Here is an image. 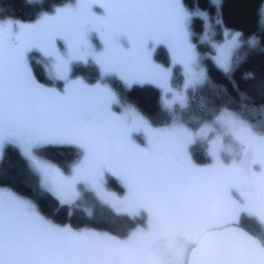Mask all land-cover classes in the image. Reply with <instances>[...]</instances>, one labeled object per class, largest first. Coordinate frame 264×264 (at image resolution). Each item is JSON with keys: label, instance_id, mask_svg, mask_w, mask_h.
Masks as SVG:
<instances>
[{"label": "snow or ice", "instance_id": "6c2138e0", "mask_svg": "<svg viewBox=\"0 0 264 264\" xmlns=\"http://www.w3.org/2000/svg\"><path fill=\"white\" fill-rule=\"evenodd\" d=\"M178 4L81 0L84 18L73 27L82 41L90 33L97 52L90 58L104 72L124 78L139 70L147 49L171 42L181 29ZM66 30L56 22L40 37L0 26V147L27 144L42 186L62 202L87 185L128 214L147 212L148 223L124 237L74 230L47 219L30 199L0 188V264H264V240L240 227L244 215L264 223V132L226 118L241 157L197 167L187 155V138L195 135L187 129L127 120L108 89L74 80L57 90L37 82L26 63L28 51L53 60L58 74L65 57L85 58L72 56ZM229 61L226 55L225 65ZM225 65L217 67L227 73ZM52 145L80 150L82 159L70 173L36 159L35 153ZM101 173L123 181L128 194L123 201L103 191L97 182Z\"/></svg>", "mask_w": 264, "mask_h": 264}, {"label": "trees", "instance_id": "16d2710c", "mask_svg": "<svg viewBox=\"0 0 264 264\" xmlns=\"http://www.w3.org/2000/svg\"><path fill=\"white\" fill-rule=\"evenodd\" d=\"M71 0H0V21L17 20L32 22L48 14ZM264 0H181L183 8L208 13L214 36L211 42L221 43L224 32L240 34V46L236 50L233 64L227 73L221 71L211 58L214 52L209 42L200 43L205 32V21L195 17L192 22V40L203 55L202 62L206 68V81L203 85L189 92V102L184 108H178L183 122L192 131L214 120L223 110H229L251 125L257 132H264V22L262 10ZM155 58L162 66L170 64V55L166 48L160 46L155 51ZM37 79L46 86L54 82L45 75L41 64L31 61ZM172 83L180 87L183 83L181 68L173 70ZM73 78H83L93 84L100 80L97 68L93 65H75ZM112 88L123 102L132 105L154 126H165L172 120V115L162 106L161 90L152 85H134L126 88L117 78H109ZM58 87L61 84H57ZM191 155L198 165L208 164L211 157L203 141L194 143ZM38 156L57 165L68 172L80 158V151L72 146L52 145L40 149ZM107 186L122 195L125 188L119 179L108 175ZM0 187L30 199L47 219L74 229H95L109 232L120 237L130 230L146 225L144 217L131 218L113 211L96 199L83 203L77 200L72 205L62 204L40 184V178L32 169L21 151L6 145L0 157ZM91 194H87L88 196ZM90 210V212H88ZM241 227L254 236L264 240V226L256 218L242 216Z\"/></svg>", "mask_w": 264, "mask_h": 264}, {"label": "rangeland", "instance_id": "374dc122", "mask_svg": "<svg viewBox=\"0 0 264 264\" xmlns=\"http://www.w3.org/2000/svg\"><path fill=\"white\" fill-rule=\"evenodd\" d=\"M30 1H38V0H30ZM88 2L91 3L93 2V0H88ZM169 2L173 3L174 5V0H169ZM213 2L215 4H218L219 0H213ZM80 5H81V0H71L66 4H64L63 6L56 8L52 12L40 16L35 21L22 22V21L7 19V20H1L0 26H3L9 32L12 31L14 26L18 32L19 31H23L25 33L33 32L36 35L43 37L48 32L51 24H54L56 22L64 24V21L69 19L64 25L67 26V30L65 34L70 38L72 42L70 48L72 56L76 57L82 55L85 58L80 59V58L65 57V61H66L65 68L61 73L58 74L53 67V63H54L53 60L49 59V57L45 56L43 53H39L38 51L35 50H30L26 54L25 59L29 69L33 74V77L37 80L38 83H41L37 79L31 66V61L35 60L36 62L41 64L45 72V75L48 77V79L54 82L53 86L45 85L46 87L55 88L59 90L60 87L67 86L71 81L75 80V81H80L92 88L108 89L114 94L115 101L117 103V110L119 111L121 109V114L127 120L132 121V120H139L142 118L144 122H146L151 126H154L150 123V121L146 117L140 114L132 105L123 102L121 100L117 92L112 88L111 83L108 81L109 78H113L114 76L104 72L98 66L96 61L90 58L97 55L96 48L95 45L92 43L90 33L88 34V39L86 41H82L78 39L73 24L76 20H82L84 18V11ZM178 8L180 11L182 26L181 29L178 31V33L172 38L171 42L162 45L153 44V46L150 49H147L145 51L143 55L142 63L139 65V70L137 72H134L133 74L126 76L124 78H121L119 76H116L114 78H117L126 88H130L134 85L147 84V85L155 86L161 90L162 106L172 115V120L169 124L165 126H159V127L154 126V127L157 128H167L169 126L173 128L182 127L184 129H187L189 132L194 133L195 135L187 138L188 140L187 155L189 160L197 167H201V168L219 167L221 164L224 163L225 158H227L230 163L235 162L241 157L242 149L240 144L235 139H233L232 136L229 134L228 128L225 126L224 121L226 118H231L233 116L241 121H244L243 119H241L238 115H236L232 111L223 110L216 115L214 120L202 125L197 131H192L183 122V120L180 117V114L177 113V109L184 108L188 105L190 90H193L196 87L203 85L207 78L206 68L202 63V59H201L203 58V55H201L200 52H198L197 44L192 40L193 19L198 16L205 21V32L203 37L200 39V43L209 42L210 44H212L214 52L211 54V58L213 59L214 63L216 65L217 64L225 65V56L227 55L230 57V61L225 66H228L230 70L232 68L235 52L241 44L240 34L225 30L223 42L221 43L211 42V39L214 36V32L211 33L212 25L208 13L203 11H197V12L189 11L182 7L181 0H179ZM96 11L99 12L101 10L97 8ZM57 13H65V15L57 16ZM263 14H264V4L262 10V17H263L262 21L264 22ZM53 16H56L57 18L54 20H42V18L53 17ZM97 38H99V34H97ZM81 44L84 45L83 53L79 51ZM160 46L166 48L169 52L170 64L167 67L166 66L162 67L155 58V51ZM51 47L52 46H49L50 49ZM75 65L95 66L99 72L100 80L93 84H89L83 78H73L72 72ZM176 66H179L181 68V73L183 75V83L180 87L178 86L176 87L172 83L173 70ZM58 75H62L64 79L63 80L58 79ZM57 84H61V86L58 87ZM244 122L251 127L249 123H247L246 121ZM201 129H203V132H201ZM135 139H137L138 141H142V137L138 134L135 135ZM198 141H203L206 144L207 153L211 157V162L208 164L198 165L194 162L192 158L190 148L194 143ZM6 145H10V144L5 143L3 144L2 147H0V157ZM13 146L17 147L21 151L23 156L27 159L32 169L35 171V173L38 174L40 178V184L42 185L41 177L35 166V163L33 159L29 157L26 153L27 144H21L20 146L17 145H13ZM62 146H66V145H62ZM34 155L36 156V159H38L44 164L53 166L54 168L58 169L59 172L62 174L70 173L71 170L82 159L80 155V158L72 165L71 169L68 172H65L54 163L47 161L46 159L38 156L37 153H35ZM109 174L111 173H101L97 182L99 183L100 187L103 189L104 192L110 193L114 195L118 200L123 201L128 195L127 189L125 188L123 181L119 178V176H116L125 188V193L120 195L115 191L111 190L110 188H108L107 180ZM42 187L46 190V186H42ZM0 188L8 190L7 188H3V187ZM77 191L79 192V195L71 199L70 202L68 203H64L62 202L61 199L57 198L56 196L55 197L62 204L65 205H72L77 200H81L83 203H85L87 201L90 202V200L92 201L96 199L99 203L108 206L118 214L126 215L131 218L144 217L146 225L141 228H145L147 226L148 223L147 212H142L141 214L138 215L128 214L123 207H116L111 203H106L103 199L100 198L99 195H97L96 189H94L91 186L86 185L83 190L78 188ZM87 194H91V195L85 196ZM88 212H90V210H88ZM262 224L264 226V223ZM141 228L137 227L135 229H132L129 231V233ZM74 230H90L97 232H105L91 228L74 229ZM106 233L111 234L109 232ZM115 236L120 237L118 235Z\"/></svg>", "mask_w": 264, "mask_h": 264}, {"label": "water", "instance_id": "95a60500", "mask_svg": "<svg viewBox=\"0 0 264 264\" xmlns=\"http://www.w3.org/2000/svg\"><path fill=\"white\" fill-rule=\"evenodd\" d=\"M241 227V226H240ZM242 229H244L245 231H247L248 233H250L248 230H246L245 228H243V227H241ZM250 234H252V233H250ZM253 235V234H252ZM254 236V235H253ZM254 237H256V236H254ZM256 238H258V237H256Z\"/></svg>", "mask_w": 264, "mask_h": 264}, {"label": "flooded vegetation", "instance_id": "af4514ba", "mask_svg": "<svg viewBox=\"0 0 264 264\" xmlns=\"http://www.w3.org/2000/svg\"><path fill=\"white\" fill-rule=\"evenodd\" d=\"M69 19H67L66 21H64V24L68 21ZM3 188H5V187H3ZM8 189V188H7ZM8 190H10V189H8ZM240 226H241V224H240Z\"/></svg>", "mask_w": 264, "mask_h": 264}, {"label": "bare ground", "instance_id": "6f19581e", "mask_svg": "<svg viewBox=\"0 0 264 264\" xmlns=\"http://www.w3.org/2000/svg\"><path fill=\"white\" fill-rule=\"evenodd\" d=\"M264 15V14H263ZM261 16H262V14H261ZM263 18V17H262ZM195 44V43H194ZM198 49V48H197ZM198 52H199V50H198ZM201 54V53H200ZM202 59V58H201ZM203 63V62H202ZM260 239V238H259Z\"/></svg>", "mask_w": 264, "mask_h": 264}]
</instances>
